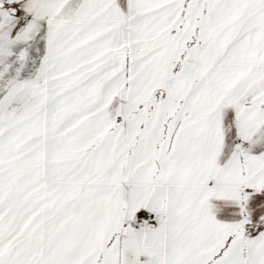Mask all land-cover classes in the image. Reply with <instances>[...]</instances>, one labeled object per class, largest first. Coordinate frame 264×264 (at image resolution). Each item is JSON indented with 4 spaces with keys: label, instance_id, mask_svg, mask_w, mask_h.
Masks as SVG:
<instances>
[{
    "label": "snow or ice",
    "instance_id": "obj_1",
    "mask_svg": "<svg viewBox=\"0 0 264 264\" xmlns=\"http://www.w3.org/2000/svg\"><path fill=\"white\" fill-rule=\"evenodd\" d=\"M0 264H264V0H0Z\"/></svg>",
    "mask_w": 264,
    "mask_h": 264
}]
</instances>
